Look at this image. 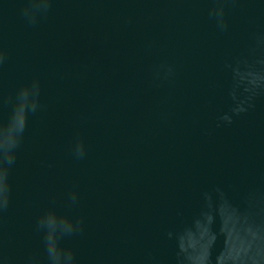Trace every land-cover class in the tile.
<instances>
[{
    "label": "water",
    "instance_id": "water-1",
    "mask_svg": "<svg viewBox=\"0 0 264 264\" xmlns=\"http://www.w3.org/2000/svg\"><path fill=\"white\" fill-rule=\"evenodd\" d=\"M39 2L0 0V264H264V0Z\"/></svg>",
    "mask_w": 264,
    "mask_h": 264
},
{
    "label": "clouds",
    "instance_id": "clouds-1",
    "mask_svg": "<svg viewBox=\"0 0 264 264\" xmlns=\"http://www.w3.org/2000/svg\"><path fill=\"white\" fill-rule=\"evenodd\" d=\"M40 7H41V4H40L39 0H33L32 4L24 6V14L28 15V13L30 11H36ZM223 11H224L223 6H220L217 8V15L220 17L221 20H223ZM221 26H224V24H222ZM17 103L20 107L27 108V109L35 107V98L31 94V91L29 88L25 87V88H22L20 90L18 98H17ZM18 110H19V108L14 105V107L11 111V114L8 118L9 123H12L15 121L16 112ZM22 130H23V126H20L17 129V132L20 133V132H22ZM13 158L14 157L10 156L9 160H11ZM5 205H6V202L0 203V208L4 207ZM68 230H70V228ZM47 250H48L49 256L51 257L52 264H65L63 252L55 250L52 247H48ZM67 260H68L69 264H72L71 254H68Z\"/></svg>",
    "mask_w": 264,
    "mask_h": 264
}]
</instances>
